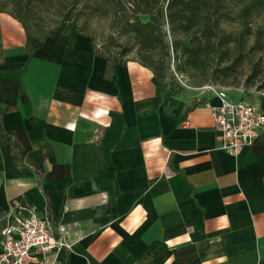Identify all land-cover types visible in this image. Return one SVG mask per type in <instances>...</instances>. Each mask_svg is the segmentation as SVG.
<instances>
[{
    "label": "crops",
    "instance_id": "crops-1",
    "mask_svg": "<svg viewBox=\"0 0 264 264\" xmlns=\"http://www.w3.org/2000/svg\"><path fill=\"white\" fill-rule=\"evenodd\" d=\"M25 41L0 12V248L32 208L66 228L54 264H264V127L228 155L215 97L161 87L133 59L111 65L75 21L31 56Z\"/></svg>",
    "mask_w": 264,
    "mask_h": 264
},
{
    "label": "trees",
    "instance_id": "trees-1",
    "mask_svg": "<svg viewBox=\"0 0 264 264\" xmlns=\"http://www.w3.org/2000/svg\"><path fill=\"white\" fill-rule=\"evenodd\" d=\"M6 3L0 0V12L20 22L28 56L65 22L75 21L80 32L91 37L94 52L108 63L125 65L123 57L135 50L133 60L150 68L159 86L170 89L166 78L169 45L163 29L167 23L178 70L190 69L202 75L210 71L209 79L203 76L202 82L228 87L227 80L237 78L242 64L249 60L253 65L245 85L254 86L260 79L255 88L264 89V0H9L11 10ZM46 7L55 10L57 19L52 29L43 32L37 13ZM85 10L91 14L99 11L100 15L113 11L115 30L129 37L130 45L111 55L100 52L86 31L87 20L81 22ZM233 24L234 30L224 27ZM256 55L259 57L253 61ZM33 171L39 175L35 166Z\"/></svg>",
    "mask_w": 264,
    "mask_h": 264
},
{
    "label": "built area",
    "instance_id": "built-area-1",
    "mask_svg": "<svg viewBox=\"0 0 264 264\" xmlns=\"http://www.w3.org/2000/svg\"><path fill=\"white\" fill-rule=\"evenodd\" d=\"M174 74L181 81L182 76ZM195 89L218 101L208 104V109L219 131V148L235 156L251 146L264 127V111L245 100L230 99L229 88L225 86L208 82ZM254 92L264 97V89ZM70 248L65 226L59 225L54 230L47 218L26 208L24 215L9 219L2 230L0 264H28L31 261L54 264L58 254Z\"/></svg>",
    "mask_w": 264,
    "mask_h": 264
},
{
    "label": "rangeland",
    "instance_id": "rangeland-1",
    "mask_svg": "<svg viewBox=\"0 0 264 264\" xmlns=\"http://www.w3.org/2000/svg\"><path fill=\"white\" fill-rule=\"evenodd\" d=\"M7 10H11V5L8 4L9 0H6ZM84 2V0H82ZM89 10V9H88ZM88 10L84 11V18L81 19V22L84 20L87 22L86 31H88L94 38L96 48L104 53L105 55H111L117 53L125 46L130 45L129 37L126 35H118L117 31L115 30L113 24V11H107L106 14L100 15L98 14L99 11H94L91 14ZM40 20H42V29L43 32H48L52 29L56 24L57 17L55 16V10L53 8H43L40 12L37 13ZM144 18V17H143ZM262 17L258 20L259 22L262 21ZM226 30H234L236 29V25L233 24L232 26L226 25L224 26ZM164 31L166 32V40L168 41L169 45V56L167 58V82L169 83L170 90H174L179 93H191L198 91L195 88L199 87L200 85L204 84L202 82V77L206 76L209 79L210 71L206 72L205 74H198L190 69H186L184 71H180L177 69L178 60L175 58L174 52L171 47V37L168 30V24L165 23L163 26ZM251 42V41H250ZM136 57L135 50L129 52L123 58L127 60H132ZM259 55H256L253 59L255 61ZM253 62L246 60L241 67L240 74L237 78L232 80H227L226 84L230 85V87L238 89L241 92V95H250L254 92V90H258L255 88L257 84L260 83V79H257L256 85L254 86H246L245 85V78L250 74ZM180 74L181 81L176 78L175 74ZM264 76V75H263ZM220 83V82H219ZM222 84V83H220Z\"/></svg>",
    "mask_w": 264,
    "mask_h": 264
}]
</instances>
